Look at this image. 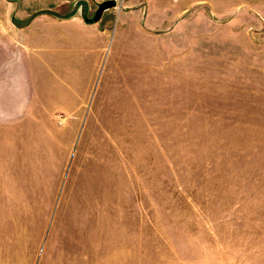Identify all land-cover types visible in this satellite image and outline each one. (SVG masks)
<instances>
[{"label":"rangeland","instance_id":"374dc122","mask_svg":"<svg viewBox=\"0 0 264 264\" xmlns=\"http://www.w3.org/2000/svg\"><path fill=\"white\" fill-rule=\"evenodd\" d=\"M1 28L0 264H264V0H0Z\"/></svg>","mask_w":264,"mask_h":264},{"label":"water","instance_id":"95a60500","mask_svg":"<svg viewBox=\"0 0 264 264\" xmlns=\"http://www.w3.org/2000/svg\"><path fill=\"white\" fill-rule=\"evenodd\" d=\"M116 6L117 5L115 1H107V2L102 3L99 6V10L96 13L94 21L95 22L100 21L105 11L115 8Z\"/></svg>","mask_w":264,"mask_h":264},{"label":"crops","instance_id":"0c3cea01","mask_svg":"<svg viewBox=\"0 0 264 264\" xmlns=\"http://www.w3.org/2000/svg\"><path fill=\"white\" fill-rule=\"evenodd\" d=\"M182 12V11H181ZM12 25L14 26V27H16L17 29H19V27H17L16 26V24L14 23V21L12 20ZM4 35H5V31L1 28L0 29V41H2V40H4Z\"/></svg>","mask_w":264,"mask_h":264},{"label":"trees","instance_id":"16d2710c","mask_svg":"<svg viewBox=\"0 0 264 264\" xmlns=\"http://www.w3.org/2000/svg\"><path fill=\"white\" fill-rule=\"evenodd\" d=\"M88 21H89V23H93L94 22V19L88 20ZM14 23H16V25L18 24L15 20H14Z\"/></svg>","mask_w":264,"mask_h":264}]
</instances>
